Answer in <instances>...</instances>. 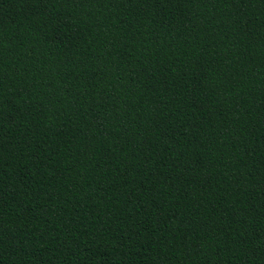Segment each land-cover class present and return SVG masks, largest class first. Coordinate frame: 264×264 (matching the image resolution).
Instances as JSON below:
<instances>
[{
  "label": "trees",
  "instance_id": "16d2710c",
  "mask_svg": "<svg viewBox=\"0 0 264 264\" xmlns=\"http://www.w3.org/2000/svg\"><path fill=\"white\" fill-rule=\"evenodd\" d=\"M0 264H264V0H0Z\"/></svg>",
  "mask_w": 264,
  "mask_h": 264
}]
</instances>
